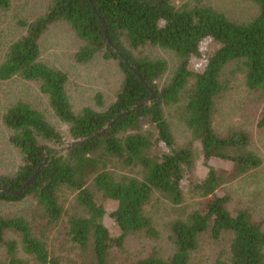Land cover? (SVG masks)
<instances>
[{"label":"trees","instance_id":"1","mask_svg":"<svg viewBox=\"0 0 264 264\" xmlns=\"http://www.w3.org/2000/svg\"><path fill=\"white\" fill-rule=\"evenodd\" d=\"M245 1L256 5L258 14L243 22L229 18L205 0L180 6L176 0H49L44 15L33 22H21L26 34L9 46L0 64V80L19 77L38 83L54 115L67 125L71 141L99 133L119 114L146 103L152 96L150 89L155 99L150 107L120 118L103 135L58 155L55 149L66 139L43 112L21 101L9 107L3 119L23 164L12 175H0V187L20 191L44 162L45 153L51 157L23 195L0 192V202L33 199L45 221L36 230L23 216L0 213V248L6 247L11 264L25 263L16 257L17 241L6 239L8 232L20 236L24 253L38 264H116L111 252L123 249L130 235L159 238L147 207L156 194L173 206L186 202L184 186L198 155L207 172L201 180L190 181V190L206 201L186 220L171 224L174 253L164 258L153 250L119 264H199L193 259L207 233L217 241L228 239L227 256L219 255L214 264H264V222L250 210H231L232 196L218 193L225 184L262 164L249 148L248 132L238 128L221 131L216 124L219 97L228 89L223 79L226 67L236 63L248 89L264 92V0ZM11 3L0 0V12ZM101 18L124 59L108 44ZM58 23L68 24L81 40L75 54L79 64H88L99 54L107 61H118L123 77L114 102L104 107L102 95L95 98L103 110L84 107L75 112L67 93L68 74L41 60L40 40ZM208 40L218 48L204 69L195 73L192 60L201 55V46ZM147 47H159L177 57L174 74L162 87L158 81L167 72L168 63L144 54ZM182 101L194 138L180 147L166 108ZM259 126L264 127V116ZM215 161L227 163L231 169L217 168ZM132 171L140 177L129 175ZM64 189L76 194L75 214L69 215L61 202ZM99 197L116 203L115 210L108 212ZM106 216L118 228V237L105 225ZM62 223L64 241L79 258L65 260L44 238L45 231Z\"/></svg>","mask_w":264,"mask_h":264},{"label":"rangeland","instance_id":"2","mask_svg":"<svg viewBox=\"0 0 264 264\" xmlns=\"http://www.w3.org/2000/svg\"><path fill=\"white\" fill-rule=\"evenodd\" d=\"M187 2L191 3L193 0H176V5L180 6ZM205 2L229 18L240 22L250 21L258 14V7L245 0H205ZM48 5L49 0H12L10 8L0 12V64L4 60L9 46L26 34V28L21 25V22L35 21L45 14ZM40 46L41 60L68 74L67 93L75 112L81 111L84 107L103 110L104 107H108L114 102L123 77L118 61H107L103 55L99 54L92 62L79 64L75 54L82 46V42L66 23L53 25L42 36ZM217 48L218 45L212 41L208 40L203 43L201 55L195 56L192 60V71L195 73L202 71L209 56ZM143 53L153 59L167 61L168 70L158 83L161 87L168 84L178 63L176 55L159 47H147ZM223 79L226 81L228 89L218 100L217 128L221 131L238 128L248 132L251 139L249 148L260 157L262 164L248 174L225 184L218 193L228 192L232 196L231 210H250L257 220L264 222V127L259 126L260 119L264 116V92L248 89L244 75L237 69L236 63L226 67ZM98 93L102 95L105 103L103 108L98 107L95 103ZM20 101L43 112L52 125L62 133L66 142L71 141L67 125L54 115L49 99L41 93L38 83L27 82L19 77L9 81L0 80V175H12L23 164L20 153L10 143L12 132L7 128L3 119L9 107ZM184 108V101L166 108V117L171 124L176 143L180 147L190 144L194 138L192 130L187 125ZM195 145L198 147V143ZM214 165L221 169H231V165L227 163L215 161ZM206 172L202 158L198 155L196 166L184 186L186 202L182 206H173L159 194L154 195L146 211L159 230V238L148 239L142 234L130 235L123 249L112 250L111 255L114 257V262L119 264L130 258H142L153 250L164 258L170 257L175 251L170 239L171 224L175 220H186L193 210L205 203L206 199L192 192V188L190 190V181L201 180L205 177ZM136 173L132 171L128 174L139 176ZM60 198L69 215L78 212V210L75 211L77 207L75 193L64 189ZM99 200L104 203L108 212L115 210L116 203L105 201L101 197L98 198ZM0 213L6 217L23 216L33 222L36 230L45 224L41 218L42 212L31 198L19 203L0 202ZM104 223L113 237L119 236L118 228L108 216L104 218ZM63 227L62 223L60 226L49 228L45 231V240L51 245L54 253L58 256L61 255L65 260L79 258L78 253L64 241ZM6 239L17 241L16 257L18 259L25 264H38L33 257L24 253L18 234L8 232ZM227 248V238L217 241L210 233H207L201 238L200 249L193 260L199 264H214L219 255L227 256ZM0 264H11L6 247L0 248Z\"/></svg>","mask_w":264,"mask_h":264},{"label":"water","instance_id":"3","mask_svg":"<svg viewBox=\"0 0 264 264\" xmlns=\"http://www.w3.org/2000/svg\"><path fill=\"white\" fill-rule=\"evenodd\" d=\"M100 21H101V26H102L103 33H104V35H105V37H106V39L108 41V44L113 47L115 52L118 53V55L122 59H124L122 54H121V52L119 51V49L113 44L111 38L109 37L106 23L104 22V20L102 18L100 19ZM138 77H139V80L141 81V83L145 84V82L142 79V77L140 75H138ZM150 91L152 93V96H151V99L149 101H147L146 103L139 104V105L135 106L134 108L130 109L129 111H125V112L119 114L117 117H115L113 120H111L102 131H100L99 133H97L95 135H92V136H89V137H86V138H81V139L76 140V141L66 142L63 146L55 149V154L56 155L61 154L62 152L68 150L70 147H72V146H74L76 144H80V143H82V142H84L86 140H89V139H92V138H95V137H99V136L103 135L107 131V129L110 128L120 118H122L124 116H127V115H129L131 113H134L137 109H139L141 107H150L151 106V101L155 99V93L151 89H150ZM44 157H45L44 162L41 163V165L37 168L35 174L24 184V186L22 187V189L20 191H18V192H9L8 190L0 187V192L3 193V194L11 193V194H14L16 196L23 195L25 193V190L34 182V180L38 177V175L41 173V171L48 165L49 160H50L51 157L49 156L48 153H45Z\"/></svg>","mask_w":264,"mask_h":264}]
</instances>
